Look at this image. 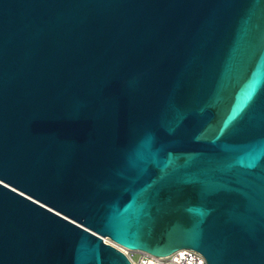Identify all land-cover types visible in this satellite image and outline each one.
I'll return each mask as SVG.
<instances>
[{
	"label": "water",
	"instance_id": "water-1",
	"mask_svg": "<svg viewBox=\"0 0 264 264\" xmlns=\"http://www.w3.org/2000/svg\"><path fill=\"white\" fill-rule=\"evenodd\" d=\"M106 237L264 264V0H0V264Z\"/></svg>",
	"mask_w": 264,
	"mask_h": 264
},
{
	"label": "built area",
	"instance_id": "built-area-1",
	"mask_svg": "<svg viewBox=\"0 0 264 264\" xmlns=\"http://www.w3.org/2000/svg\"><path fill=\"white\" fill-rule=\"evenodd\" d=\"M104 241L122 251L132 264H208L201 253L189 248L180 249L169 256L159 257L142 251H132L108 237L104 238Z\"/></svg>",
	"mask_w": 264,
	"mask_h": 264
}]
</instances>
